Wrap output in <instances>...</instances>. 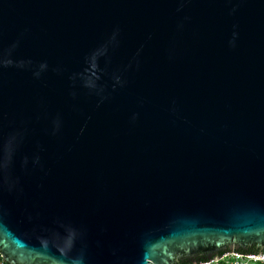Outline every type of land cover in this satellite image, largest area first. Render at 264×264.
<instances>
[{
  "label": "water",
  "instance_id": "95a60500",
  "mask_svg": "<svg viewBox=\"0 0 264 264\" xmlns=\"http://www.w3.org/2000/svg\"><path fill=\"white\" fill-rule=\"evenodd\" d=\"M249 246L264 248V0H0L7 264L264 254Z\"/></svg>",
  "mask_w": 264,
  "mask_h": 264
},
{
  "label": "built area",
  "instance_id": "2783aa9c",
  "mask_svg": "<svg viewBox=\"0 0 264 264\" xmlns=\"http://www.w3.org/2000/svg\"><path fill=\"white\" fill-rule=\"evenodd\" d=\"M0 264H6V261L1 253ZM199 264H264V254L251 256L227 252L219 260L212 259L209 262Z\"/></svg>",
  "mask_w": 264,
  "mask_h": 264
},
{
  "label": "flooded vegetation",
  "instance_id": "af4514ba",
  "mask_svg": "<svg viewBox=\"0 0 264 264\" xmlns=\"http://www.w3.org/2000/svg\"><path fill=\"white\" fill-rule=\"evenodd\" d=\"M235 246V245H234ZM229 248H230V246H229ZM230 250V249H229ZM240 250H243V249H240ZM252 251V250H257V251H261V252H263L264 251V248H260V247H257V246H249L248 248H247V250H243V251ZM186 262V261H185ZM185 262H181L180 264H183V263H185Z\"/></svg>",
  "mask_w": 264,
  "mask_h": 264
},
{
  "label": "trees",
  "instance_id": "16d2710c",
  "mask_svg": "<svg viewBox=\"0 0 264 264\" xmlns=\"http://www.w3.org/2000/svg\"><path fill=\"white\" fill-rule=\"evenodd\" d=\"M240 251H242V252H247V253H264V251L263 252H259V251H257V250H250V251H243V250H240ZM190 262H188V261H186L185 263H183V264H189ZM7 264V263H6Z\"/></svg>",
  "mask_w": 264,
  "mask_h": 264
}]
</instances>
